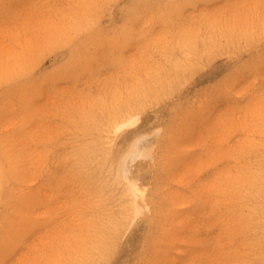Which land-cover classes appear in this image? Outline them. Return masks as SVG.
I'll return each instance as SVG.
<instances>
[{
    "label": "rangeland",
    "instance_id": "1",
    "mask_svg": "<svg viewBox=\"0 0 264 264\" xmlns=\"http://www.w3.org/2000/svg\"><path fill=\"white\" fill-rule=\"evenodd\" d=\"M0 264H264V0H0Z\"/></svg>",
    "mask_w": 264,
    "mask_h": 264
},
{
    "label": "bare ground",
    "instance_id": "2",
    "mask_svg": "<svg viewBox=\"0 0 264 264\" xmlns=\"http://www.w3.org/2000/svg\"><path fill=\"white\" fill-rule=\"evenodd\" d=\"M124 125H125V121L122 120L120 123L115 125V128H116V130H119L120 128L124 127Z\"/></svg>",
    "mask_w": 264,
    "mask_h": 264
}]
</instances>
